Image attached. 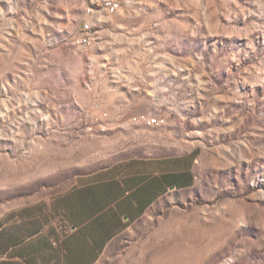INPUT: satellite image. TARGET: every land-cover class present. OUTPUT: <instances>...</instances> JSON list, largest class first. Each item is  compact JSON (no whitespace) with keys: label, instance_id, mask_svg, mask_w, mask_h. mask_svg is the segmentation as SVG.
Here are the masks:
<instances>
[{"label":"rangeland","instance_id":"1","mask_svg":"<svg viewBox=\"0 0 264 264\" xmlns=\"http://www.w3.org/2000/svg\"><path fill=\"white\" fill-rule=\"evenodd\" d=\"M101 1L0 0V213L167 171L94 264H264V0Z\"/></svg>","mask_w":264,"mask_h":264},{"label":"crops","instance_id":"2","mask_svg":"<svg viewBox=\"0 0 264 264\" xmlns=\"http://www.w3.org/2000/svg\"><path fill=\"white\" fill-rule=\"evenodd\" d=\"M121 176L110 169L52 198L8 201L0 264H94L169 184L167 171Z\"/></svg>","mask_w":264,"mask_h":264},{"label":"built area","instance_id":"3","mask_svg":"<svg viewBox=\"0 0 264 264\" xmlns=\"http://www.w3.org/2000/svg\"><path fill=\"white\" fill-rule=\"evenodd\" d=\"M120 1L119 0H102L101 1V8L105 9L107 13L114 14L116 13L120 8ZM91 10V8H89ZM90 30V24L86 22L84 24V31L87 33V31ZM82 41L84 43H89V37L88 35H84L82 37ZM136 119L141 120L142 122L146 123L147 125L151 126V121H158L159 125L164 123V118L160 116H146V115H138Z\"/></svg>","mask_w":264,"mask_h":264}]
</instances>
